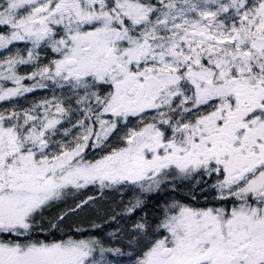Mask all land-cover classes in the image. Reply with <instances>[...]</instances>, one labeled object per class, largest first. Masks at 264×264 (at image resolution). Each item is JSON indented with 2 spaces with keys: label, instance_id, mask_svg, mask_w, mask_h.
<instances>
[{
  "label": "snow or ice",
  "instance_id": "1",
  "mask_svg": "<svg viewBox=\"0 0 264 264\" xmlns=\"http://www.w3.org/2000/svg\"><path fill=\"white\" fill-rule=\"evenodd\" d=\"M0 264H264V0H0Z\"/></svg>",
  "mask_w": 264,
  "mask_h": 264
}]
</instances>
